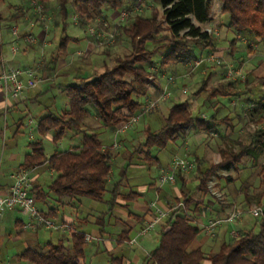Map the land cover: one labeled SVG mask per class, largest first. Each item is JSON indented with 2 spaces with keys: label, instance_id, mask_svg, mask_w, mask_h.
I'll return each instance as SVG.
<instances>
[{
  "label": "trees",
  "instance_id": "obj_1",
  "mask_svg": "<svg viewBox=\"0 0 264 264\" xmlns=\"http://www.w3.org/2000/svg\"><path fill=\"white\" fill-rule=\"evenodd\" d=\"M31 1L41 5L44 14L51 0H26L30 9ZM210 1L159 0L160 21H157L156 13L150 17L140 16L123 31L128 39L129 49V53L122 57L124 59L115 58L112 66H106L101 74L91 79L79 78L75 85L59 86V92L67 96L68 110L59 116L47 114L39 119L36 127L39 137L51 135L55 150L47 157L40 139L30 143L31 152L24 157L19 167V170L30 171L47 164L57 174L46 189L30 188L35 204L46 203L49 196L55 201V207L46 211L38 210L42 216L52 219L58 206L76 198L103 203L108 207V214L116 206L118 197L123 196L122 200L131 201L138 196L133 192L121 194L120 182H108L112 171V152L103 150L98 134L88 133L90 129L85 122L94 113L101 127L114 132L122 122L141 111L144 103L140 98L146 96L147 88L152 84L149 77H153L150 68L154 65L152 59L155 55L161 53L159 67L165 68L192 61L191 43L212 47L211 35L200 28V25L210 21ZM218 1L221 4L220 14L227 17V28L238 31L240 35L249 34L253 44H264V0ZM70 3L74 12L85 15L87 21L93 18L104 20L105 7L117 12L123 6L122 0H57L55 11L58 19L53 20V24L60 26L63 33L71 13L68 7ZM79 22L82 25L83 19L80 18ZM69 40L67 36L61 38L57 51L65 54V46ZM236 41H239L238 37L231 41L232 49ZM261 84L264 86V78ZM250 103L252 106L247 121L254 126V131L248 135V143L237 142L234 149H220L221 161L217 165H208L203 169L199 166L198 184L194 190L187 188V181L181 172L176 173L175 178L180 180V196L175 202L176 205L181 204V207L172 208L159 230L158 246L143 258L142 264H264V218H253L256 231L247 230L237 238H229L220 245L216 253L205 254L199 247L191 249V244L202 231L195 215L203 210L200 203L195 201L192 191L208 193V182L216 171L232 167L239 172L241 169L237 166L244 159L254 163L257 153L264 151V103L260 100ZM255 113H259L258 116ZM239 119L244 120L242 116ZM206 123L201 118L193 117L185 103L174 104L168 109L159 129H146L144 140L133 149L130 157L142 155L147 164L156 163L157 158L151 155V150L164 149L169 143H175L187 127ZM70 132L74 135L82 134L80 144L67 152L56 151L58 143ZM258 176L261 179L264 177V164L259 166ZM223 180L226 183L232 181L228 176ZM246 183L247 179L243 180L242 189ZM262 195L263 193L257 196ZM104 196H109L108 200H104ZM243 196L244 204L239 209L247 210L250 208L249 198L245 194ZM256 200L260 198L256 197ZM21 225V222H16V227ZM16 234H21V231ZM70 234V247H66L62 241L56 244L46 243L24 250L13 261L17 264H84L87 246L84 242L85 235L74 230ZM125 235L124 233L118 237L119 243L127 242ZM108 264H125V259L109 255Z\"/></svg>",
  "mask_w": 264,
  "mask_h": 264
},
{
  "label": "crops",
  "instance_id": "obj_2",
  "mask_svg": "<svg viewBox=\"0 0 264 264\" xmlns=\"http://www.w3.org/2000/svg\"><path fill=\"white\" fill-rule=\"evenodd\" d=\"M16 1H19V3H13V5L10 6L9 4H6L4 0H0V17H1L0 19V72H2V70H6L7 68H17V69L31 68L32 70L35 71L36 76L40 79V82L37 84V86L40 83L44 84V86L42 85L43 88L41 91H39L41 92L40 94H32V92H30L32 89L25 88L22 90L21 94L17 98H12L11 86L9 84L0 85V195H5L8 193L13 183L11 176L15 172L19 171V167L22 165L24 157L31 152V148L28 145L29 152L25 153L21 157V159L18 160L19 162L17 163V165L15 167L13 166L14 169L12 166H11L12 168H8L9 166H7V169L5 171H2V165L4 162H5V165L6 164L8 165L9 162L13 163L14 160H16V156L13 155V153H11L10 155L6 153L5 149L7 148V143L2 142V138H3L2 136L4 134L5 136L7 135L8 130L13 124L16 125L17 128L22 126L21 125L22 117L20 116L22 115L25 116L26 114H28L27 116L29 119L27 121V126L32 127L34 120H36V122L34 123L35 124L34 127L36 129L39 119L46 116L47 114H54L53 112L50 111L48 107L43 106L41 103H39L38 100L39 98H41L40 96L46 93L47 91H49V89L52 90L53 88L59 92V86L67 85V84L56 83L54 80H57L59 82L61 79H65L66 77L65 75H67L69 71H77V70L79 71V69H82V68L83 70H85L84 74L86 75L77 77L76 79L77 81L79 78L89 77L87 75L88 69L91 71L102 70L103 72L104 68L106 66H109L108 65L109 58H110V61H112L113 60L112 57L115 55V51H116V48L113 47L110 50H105L101 52V54L100 52H96L97 53L96 55L95 51L94 52L91 51L92 49L90 45L86 44V46H84L82 49L75 51L73 55L69 56L66 54L68 44L78 43L80 39L72 37V36H68L61 31L62 33L61 38H63L64 36H67L68 38H70V40L67 42L65 46L66 53L64 54V53L58 52L56 48V59L58 61L55 64V66H48L46 64L44 57L47 51L46 48L51 49L53 45L54 36H52L51 29H48V26L47 24H45V22L41 24L42 20H39L37 18L33 8L30 9L28 7L26 0L25 1L16 0ZM2 4L10 7L9 11H6L5 13H3V15H2ZM212 4H213L212 2H209L210 16L212 14V17H210V21L206 24L200 25V28L203 31H207L208 29L212 31L213 33L212 34L213 38H211L212 47H206L205 49H200L198 47L199 53L198 55H193V56L191 55V57L193 58L192 61L187 62L186 64L174 65L173 68H172V65L171 66L168 65L165 68H160L159 63L154 64L150 68V70L153 72V77L152 76L149 77L152 84L149 85V87L147 88L148 90L145 96L146 99H150V98H153L155 95H157L158 92L165 85L166 79L170 76H173V74L175 75L173 77H179L181 80L180 75L183 73L182 71H184L182 69H186V66H188V69L191 71L190 73L188 72L189 73V76H187L188 78L193 77L192 73L194 71H198V74L205 77V79H208L207 83L209 82L208 84L211 85V91L208 93V95H206L205 100L202 101V103L200 102L199 106H198V103H199L198 101L196 102L194 101L192 103V107L194 106L201 107L205 105L206 101H208L209 114L208 115L201 114L200 117H198V118H201L203 121L207 122L206 125L189 126L186 129H184L180 135V138H182L181 140L182 142L179 145H177L178 146L177 152L169 160V164H170L173 158L179 157L183 159L185 158L186 160L194 164V167L190 172H187V173L181 172L182 176L186 179V181H187V177L189 173H191L192 171L196 173L197 178H198L197 170L199 166L201 169H203L204 167H207L208 165H217L218 163H220L221 161L220 155H219L220 149H223L225 147L234 149L236 147V143L239 141L235 140L236 138L234 137L241 135L240 133L241 123L240 122H242V120L240 121L239 119L241 116V110H243V107L245 106V104L246 105L251 104L249 103L250 101H248V99L246 98V95L258 84H261V80L262 78H264V76L260 77V74L264 73V54L262 53L260 56L257 57L253 43L250 44L248 41L244 40L240 34L238 33L236 34V36L238 37L239 43H242L246 46V49H245L246 57L244 59L243 58L241 59L240 57L239 58L235 57L236 53L243 52L244 48L241 47L238 49L236 46H234V49H232L231 44H230L231 42H229V47L222 44L223 42H227L226 41L227 33L229 31H232V29L227 28L228 21L220 19L221 14H220L219 4H217V7L219 9L218 10L219 16L217 17L216 15L215 16L213 15L215 13L214 11L215 6H211ZM116 14L117 12H112V16L110 19L114 20L116 17ZM14 15L15 16L17 15V17L14 18L13 17ZM104 20L106 21L105 18ZM49 22H50L49 18H47L46 23H49ZM14 28L17 30L16 36L12 34V30ZM26 33L32 35L35 38L36 44L29 45L25 41L24 35ZM61 38L59 40H61ZM6 45L9 46L7 47V49H6ZM34 50H37L39 54L40 52H42V54H40L41 55L40 58H36V61H34L35 63H33L32 66H29L27 62H29L30 60L29 59L30 51H34ZM79 53H81L82 55L79 56L78 55ZM214 53L218 54L219 55L218 57L222 58L224 62H226V58H227L228 64H230L233 68L242 66L245 72L246 80L244 82L229 80L226 77L227 67L224 64L220 65L221 67L220 66L213 67V65L209 67L207 66L201 67L200 64L194 67V64L197 61H199L200 58L205 59L206 57H209L210 55H213ZM96 62H98L99 64L98 67L95 66ZM210 71H214L215 74L211 75ZM183 79L184 78H182L181 81H183ZM255 81H259V83L255 84ZM185 86H186L185 84L182 85V87L179 90V94L181 96H185V94L187 93L186 92L187 90L182 89ZM178 87L179 86L177 82L175 81L174 84L170 87L171 93H170L169 98L172 95L178 94L177 93ZM186 87L189 89L188 86ZM195 95L198 97L199 96L198 92H195ZM223 99L227 100L226 103ZM237 99L240 100L241 102L239 103V105L237 103ZM258 100H260L261 103H263L264 101L262 100H264V96H262ZM235 103H237V105H235ZM32 106H33L32 111H29V109ZM237 106L239 108V111L236 110ZM158 112L159 111H157V113ZM93 114L94 113H92V115ZM212 117L213 119H211ZM92 122L97 124L98 128L96 127L92 129L89 127L90 125L89 124L87 125L90 129L89 131H91L92 133L98 134V137H99V133L104 136L106 133L102 129L101 125L99 127L98 124L100 123L95 118L94 115H93ZM223 125H224V128H222L221 132L218 133L216 131V127L223 126ZM145 131L146 130L143 131V140L145 137ZM151 131H156V130H151ZM110 133H111L110 134L111 136L109 135V137H107L108 140L110 139L108 143H104V141H102L99 137V139L102 141L103 147L110 146L114 142L115 139L119 143V148L116 151H112L111 153L110 164L112 165V171L108 178V182L109 183L120 182L121 194H127L128 192H133V193L138 194V196L135 199H131V201L122 200L121 198H123V196L118 197L116 206H114L112 211L108 214H106L108 207L107 205L103 203L101 204H103L106 207L104 211H94L92 208L83 207L81 203L82 201L80 200L81 198H76L70 201L67 200L64 202V205L57 207L58 209L56 211V214L52 219L57 223L70 224L73 230L77 232H81L79 231V229L81 228H84V227L87 228L89 226L91 227L90 233H83V232L81 233L91 238L87 244L91 243L92 239H95V241L98 243L96 251L93 255V259L97 260L96 264H108L109 255H114L113 254L114 252L115 253L120 252V255H114V256L123 257L125 259V264H142L143 258L147 256L151 251H153L158 246L159 230L161 226L163 225L164 220L167 218V217L163 218L160 224L155 226L153 230L145 234H140L144 225L147 222H149L154 215V208L151 207V204L156 203V206L158 208L168 211V208L170 207V205L168 207V204L172 201H175V199L180 196L179 190H178L180 187V180L178 177H176L173 184H165V185L158 184V186H156V183H157L156 180L158 179L160 173L166 170L169 164L166 167L158 166L159 171L155 175V179L153 182L148 183L146 186L145 185L139 186L138 187L139 190L137 192L132 190L131 188H134L136 186L134 185L132 187L130 185L128 186L127 181L134 180L135 178H132V177L130 179L126 178V168L130 166L131 164L130 160L132 158L130 157V153L132 152L130 151V149L132 150V146H130L131 145L130 142L136 137L140 139L142 135L140 134L141 136L139 135L136 137H131V135L127 134L129 132H124L120 134L117 138H115L114 132H110ZM44 139L49 140V142L51 143L50 134L40 137L41 141H43ZM214 139H218V142H213ZM29 140L35 142L34 138H31V136ZM229 140L232 141L233 147L229 143L230 142ZM62 145L63 143H61L60 141L57 145L56 151L67 152L77 147L70 143L63 145V146ZM42 147H43V142H42ZM214 147H215V151L217 152L218 160L211 159L212 153L214 151L213 150ZM201 149L203 150L199 151ZM53 150H55V147H53ZM125 150L126 152H124ZM44 152H45V149H44ZM45 154L47 157L51 155V154H47L46 152ZM119 155H121L120 157L124 159L123 160L124 164L126 161H127V164L121 167L123 171L121 172V175L115 179V174L113 172L115 163L113 161L117 157H119ZM207 155L211 157H208ZM244 160H247V159H244ZM244 160L242 162H244ZM158 162H159V159L157 158L156 164H158ZM242 162L241 164L237 166L239 169H240V166L243 165ZM45 167L47 169L46 171L48 172L49 176H52L54 171L47 164L43 166H39V167H34L30 171H26L27 177L30 179L31 187H38L40 189H46L47 186L54 180L53 179L47 186H44L43 183H41V178H42L41 175L44 173ZM220 175L222 176L221 173L216 174L217 177H221ZM212 178H215V177L212 176ZM219 180L221 181V179ZM197 184H198V179H196L192 185H190L187 181V188L190 185L191 188H188V189L194 190ZM125 190H128V192L123 193ZM194 192L196 191H192V195ZM108 198L109 196H107L106 199L104 198V200H108ZM51 199L52 198L49 196L48 199L45 200L46 203L44 204L37 202L35 204L36 207H38L37 209L46 211L47 209L55 207L56 204L53 199H52V202H54V204H50ZM196 202L199 203L198 201ZM204 208H206V210L203 212V214H206V211L208 210L211 211L210 212L211 214L213 213L219 214L217 216H212L209 219L222 218L226 216L229 212L227 210L225 211L226 207L221 206L220 202H218L217 204H214L209 201L208 205H206ZM18 214L20 215L24 214V216H19ZM25 214H26L25 212H22L20 210H11L7 212L6 214L8 215L7 217L11 218L13 222V229L9 234L13 233L19 236L25 233L19 229L20 227H16V222H21L22 224L26 221L27 215ZM197 219L199 220L200 218L197 217ZM246 219L247 218H243L242 220L237 222L233 226V228L239 231L240 233L247 231V230H253V228H249V224ZM207 220L208 218L206 219V221ZM0 224H1L0 226V230H1L2 221L0 222ZM228 230H229V226L224 225L218 228L212 237H207L206 235H204L201 240L195 239L196 242L194 243L191 249H196L198 247L202 249V247L206 245L208 241H211L214 239H219V238H222V240L229 239L230 237L228 235ZM18 231H21V234H16L18 233ZM46 233H49V234L53 233L54 238L50 236L48 241L46 242L43 241L41 237L39 238V235L41 236L42 234H46ZM124 233L126 234L125 237L127 238V242L121 244L118 242L117 239L121 234H124ZM29 234L32 235V238L34 240L36 247L43 246L46 243L56 244L60 241L64 243L68 241L71 242L70 233L53 232V231H47V230L41 229L36 232H29ZM131 241H133L132 244L129 243ZM100 247L102 250H99ZM15 256H13L12 260L8 262L7 264H14L13 260ZM85 257H86V254H85ZM22 264H25V263H22ZM84 264H87L86 259H85ZM89 264H93V263H89Z\"/></svg>",
  "mask_w": 264,
  "mask_h": 264
},
{
  "label": "rangeland",
  "instance_id": "obj_3",
  "mask_svg": "<svg viewBox=\"0 0 264 264\" xmlns=\"http://www.w3.org/2000/svg\"><path fill=\"white\" fill-rule=\"evenodd\" d=\"M4 1L6 4H9L10 6L13 5V3H19V1H16V0H4ZM22 1H25V0H22ZM122 1H123L122 9L117 11V14H116V17L114 20L110 19L112 16V11L107 7H105L103 9V17L106 19L105 23L107 24L106 27H101L102 25L100 26L97 24V22H98L97 20H100L98 18H95V19L93 18V19L87 21L85 15L81 16L77 12H74V8L70 3L68 7H69L71 13L68 17V21H67L68 25L66 27L65 34L68 36L78 38V39H80V41H78V43H71V44L69 43L66 54L69 56L73 55L75 53V51L82 49L84 46H86V44H88V45H90V47L92 49L91 51H93V52L95 51L96 55H97L96 52H100V54H101V52H103L105 50H110L111 48L114 47V48H116V51H115V55L112 57V59L114 60L117 57L124 59L122 57L129 53V49H128V39L124 35L123 31L126 28H129L131 26V24L133 23V21L137 17H140V16L141 17H150V16L154 15V13H156L157 21H160L161 20V7H160L159 0H122ZM210 2L213 3L211 6H215L214 7L215 13L213 15L214 16L216 15L218 17L219 16L218 15L219 9L217 7V4H219L220 8H221L220 2L218 0H211ZM56 4H57V0H51L50 1L48 10H47V12H45L43 14V20L41 21V24H43V22H45V24H47L48 29H51L52 36H54L53 45H52L51 49L46 48L47 51H46L45 57H44L46 64L48 66H55V64L58 61L56 59V48L58 47V45L60 43L59 39L62 37L61 27L60 26L56 27L53 24V20L58 19L56 17L57 15H56V11H55ZM9 9H10V7L2 4V15L6 11H9ZM211 9H212V7H211ZM121 12L126 13V17L122 21H120V16H119ZM74 16H76L78 19V24H76V25L74 24V21L72 20ZM210 17H212V14ZM47 18H49V21H50L49 23H46ZM80 18L83 19L82 25L79 22ZM220 19L227 21V17L224 15L223 16L220 15ZM86 25H92L93 29L101 30L105 34L106 33L113 34L114 35V41L112 42V44H110L108 46L104 45L101 47L99 45H96L95 43H93V41L90 38H88L87 33L85 31ZM207 31H209L211 38H213L212 31L209 29ZM237 33H238V31H236V30L229 31L227 33V38H226L227 42H223L222 44L229 47V42H231L233 39L237 38V36H236ZM241 37L244 40L248 41L250 44L252 43V37L249 34H247V33L241 34ZM32 45H34V44H32ZM235 46L238 49L241 47L244 48L243 52H238V53H236V56H235L236 58L240 57L241 59L242 58L244 59L246 57L245 56L246 55V53H245L246 46L242 43H239V41H236ZM7 47H9V46L6 45V49H7ZM198 47L200 49L206 48V47H203V44L194 45L191 43L190 44V56L191 55L192 56L198 55V53H199ZM254 49H255L257 57L260 56L262 53L264 54V44H262V43L261 44H254ZM40 54H42V52H40ZM40 54L38 53L37 50L30 51V55H29L30 60H29V62H27L28 65L32 66V64L35 63L34 61H36V58H40V56H41ZM79 54H80L79 56L82 55L81 53H79ZM218 56H219L218 54H215V53L213 54V57L215 58L214 61H209L207 59V57L205 59L200 58V60H203L200 63V66L201 67L202 66L209 67V66L213 65V67L214 66L219 67L222 64L226 65V67H228V65L231 66L230 64H228L227 58H226V62H224V60L222 58H219ZM57 57H58V55H57ZM160 59H161V53L155 55L152 59V62L154 64H158ZM94 61H95V59H94ZM112 61H110V58H109V62H108L109 66H112L114 64ZM95 66L96 67L99 66L98 62L95 63ZM173 66L174 65H172V68H173ZM192 69H194V68H192ZM172 70H174V69H172ZM182 70H184V71H182L183 73L180 76H181V80H182V78H184L183 81H181L179 77H174L175 81L177 82V84L179 86L178 92H177L178 94L172 95L167 100L160 102L152 111H150L148 114H145L144 116H142L135 126H133L129 131H127V132H129L127 134L131 135V137H136V136H139L140 134L142 135V137H140V139L138 137H136L135 139H133L130 142V144H131L130 146H132V150L130 149V151H133V149L140 143V141H143V131L144 130H146V129L157 130L163 125V122H164V119L167 115L168 109L171 106H173L174 104H179V103L185 102L189 106L191 114L193 117H200L201 114H205V115L209 114L208 101L205 102V105H203L201 107H198V106H199L200 102L202 103V101L205 100L206 95H208V93L211 91V85L208 84L209 82L207 83L204 81L205 77L198 74V71H194L192 73L193 77L188 78L187 76H189V73L191 72L188 69V66H186V69H182ZM234 70H239L240 74H242V75L241 76L239 75L240 77L234 76V77H231L228 79L231 81L244 82L246 80V76H245V72H244V69L242 68V66L234 68ZM89 71H91V70H89V69L87 70V72H88L87 75L90 77V79L102 72V70H96V71L93 70L91 72H89ZM84 72H85V70H83V68L79 69V71L78 70L77 71H69L67 73V75H65L63 73L66 76V77L64 76L65 79H61L59 82L57 80H54V81L56 83H61V84L75 85V84H77V80H76L77 77L86 75V74H84ZM210 74L214 75L215 72L210 71ZM173 76H175V75L173 74ZM263 76H264V73L260 74V77H263ZM74 77H75V79H74ZM203 82H205V83H203ZM257 83H259V81H255V84H257ZM184 84L186 86H188L189 89L186 86L184 88H182V89L187 90L186 91L187 93L185 94V96H181L179 94V90L182 87V85H184ZM42 85L44 86V84L40 83L35 89H32L30 92H32V94H40L41 92H39V91L42 90V88H43ZM199 90H201V91H199ZM195 92H198V95H199L198 97L195 95ZM240 94H242V93H240ZM262 96H264V86L261 84H258L249 93H247L246 98L248 99V101L253 102V101H257ZM40 97L41 98H39V100H38L39 103H41L43 106L48 107L51 112H53L54 114H56L58 116L63 114L64 112H66L68 110V99H67L66 94L60 93L54 88L52 90L49 89V91L42 94ZM145 99H146L145 97H141L140 101L144 103ZM223 100L226 103L227 100L226 99H223ZM194 101L199 102L197 107H195V106L192 107V103ZM262 101H264V100H262ZM237 103L239 105V103H241L240 100L237 99ZM237 103H235V105H237ZM251 106L252 105H250V104H247V105L245 104V106L243 107V110H241V116L244 118V120H242V122H240L241 123L240 131L241 132L240 131L239 132L241 133V135L234 137V138H236L235 140H237L241 143H248V135L254 131V126L247 121L248 120V113L251 110ZM32 108H33V106L29 109V111H32ZM236 110L239 111L238 106L236 107ZM157 111H159V112L157 113ZM258 114L255 113V115H257V116H258ZM262 114H263V112H262ZM27 115L28 114H26L25 116L24 115L20 116V117H22L21 118V125L22 126L17 128L16 125L13 124V125H11L10 129L8 130L7 135L5 136V134H4L2 136L3 137L2 142L7 143V148L5 149L6 153H8L9 155L11 153H13V155L16 156V160H14L13 163L9 162L8 165L7 164L5 165V162L3 163L2 171H5L7 169V166H9L8 168H12L13 166L15 167L17 165V163L19 162L18 160H20L21 157L25 153L29 152L28 145L33 142V141L29 140L30 136L32 138H34V141H37L40 139V137L38 136L36 129L34 127V125H35L34 123L36 122V120H34L32 127H28L27 121L29 119H28ZM92 121H93V115H90L87 118L85 123H86V125L90 124L89 127L94 129L97 127V124L93 123ZM232 123H233V121H232ZM98 125L100 127V124H98ZM222 128H224V125L223 126H217L216 131L218 133H220ZM263 128H261V129H263ZM102 129L105 131L106 134L103 136L102 134L99 133V137L102 141H104V143H108L110 141V139L108 140L107 137H109V135L111 133L109 130L105 129L104 127H102ZM90 132L91 131H89L88 133H90ZM81 137H82V134L74 135L72 132H70L66 137H64L61 140V143H63V145L70 143L72 145L78 146L80 143ZM181 140H182V138L178 139L175 143H169L164 149H161V150L153 149V150H151V152H150L151 155L155 156L159 159L158 164L152 163V164L148 165L147 163H145L143 161L142 155H134L130 160V162H131L130 166L126 168V178L130 179L132 177L135 179L131 180V181H127L128 186L129 185L131 187L133 185L136 186V187L131 188V189L134 190L135 192H137L139 190V188H138L139 186H142V185L146 186L148 183L153 182L155 179V175L159 171L158 166L166 167L169 164V160L177 152V150H178L177 145H179L182 142ZM229 141H230L229 143L233 147L232 141L231 140H229ZM42 142H43V147L45 149V152L47 154H52L54 151L52 143H50L49 140H46V139H44ZM213 142H218V139H214ZM202 150L203 149H201L199 151H202ZM213 150L214 151L212 153V157L208 156V155L207 156L211 157V159L218 160V156H217V152L215 151V147ZM124 152H126V150ZM127 152H128V150H127ZM209 155H210V153H209ZM120 156L121 155H119V157H117L113 161L115 163V167L113 168V172L115 174V179L121 175V172L123 171V169H121V167H123L125 164H127V161L124 164V162H123L124 159ZM242 163H243V165L240 166L241 170L239 172L234 171V169L232 167H230L229 170L221 169V170L216 171V174L217 173L222 174V176L221 175L220 176L223 177V179L226 178L227 176L230 177L232 180L230 183H226L223 179H221V181H220L219 178L215 174L214 175L215 178H211V180L208 182V187H207L208 193H206V194H203L201 192H194L193 193V197L195 198V200L200 203V207L201 206L203 207V210L195 215V216L200 218L199 220L197 219L198 220L197 224L200 227L203 223H205L207 218L209 219L212 216L219 215V214H214V213L211 214L210 210L206 211V214H203V212L206 210V208H204V207L206 205H208L209 201L211 203H214V204H217L218 202H220L221 206L226 207L225 211L226 210L230 211L233 208V206H235L236 208H241L242 204H244V202H242V201H243V197H244L243 195L245 194L246 197L249 198L250 208H252L254 206H258L257 205L258 202H260L261 205H264V184H263L264 177L261 179V177L258 176L259 166L264 164V151H263V153H260V154L257 153L254 163H252L251 160H244V162H242ZM14 167H13V169H14ZM46 170L47 169L45 167V171L41 175L42 176L41 183H43L44 186H47L53 179H55L57 177V174L55 172L53 173L52 176H49V174ZM192 172L189 173V175L187 177V181L190 185H192L193 182L197 179L196 173L195 172L192 173ZM244 179L245 180L247 179V183L244 185V188L242 189L241 186L243 185L242 183H243ZM215 182H217V183H215ZM260 182H262V185H260ZM190 185L188 186V188H191ZM156 186H158V183H156ZM126 192H128V190H125L123 193H126ZM261 193H263L262 196H257ZM256 197H259L260 200H256ZM104 198L106 199L107 196H105ZM80 200L82 201L81 203H82L83 207L92 208L94 211H104L106 209V207L101 203L89 201L86 199H80ZM227 202H229V203H227ZM50 204H54V202H52V199L50 200ZM169 205H170V207H169ZM175 206H176L175 201L170 202L168 204V207H169L168 211L170 212L172 210V208H174ZM35 207H36V205H35ZM36 208H38V207H36ZM64 212H65V210H64ZM6 214H7V212L4 214V216L0 220V222L2 221V228L0 230V264H7L8 262H10L12 260L13 256L20 254L21 252H23L26 249L36 248L34 240L32 238V235H30L29 232H25L19 236L15 235L13 233L9 234L13 229V222H12V219L8 218L7 217L8 215H6ZM18 215L24 216V214H21V215L18 214ZM243 218H247L246 220L249 224V228H253L254 231L257 230L255 220L250 215H245V216H243ZM0 226H1V224H0ZM90 230H91L90 226L87 228L84 227V228L79 229V231H81L83 233H90ZM153 234H155V233H153ZM50 236L52 238H54L53 233H51V234L46 233V234H42L41 236L39 235V238L41 237L42 240L46 242V241H48ZM203 236H204V234L201 231L200 234L197 236L196 240H201L203 238ZM207 237H210V236H207ZM196 240L191 244V248L194 245V243L196 242ZM227 240L228 239L222 240V238H219V239H214V240L208 241L207 244L202 247V250L205 254L216 253L218 251L220 245L223 242H226ZM70 243L71 242L68 241V242H65L64 245L66 247H70V245H71ZM97 244L98 243L95 241V239H92V242L87 244L86 253H85L86 254L85 259H86L87 264H89V263L96 264L97 260L93 259V255L96 251ZM99 250H102L101 247ZM113 254L114 255H120V252H117V253L114 252ZM13 263L16 264L14 261H13ZM19 264H22V263H19Z\"/></svg>",
  "mask_w": 264,
  "mask_h": 264
},
{
  "label": "built area",
  "instance_id": "obj_4",
  "mask_svg": "<svg viewBox=\"0 0 264 264\" xmlns=\"http://www.w3.org/2000/svg\"><path fill=\"white\" fill-rule=\"evenodd\" d=\"M30 6L33 8L36 15H38L39 20H43L42 6L37 4L35 1L30 2ZM120 21L124 20L126 13H120ZM74 24H78V19L76 16L72 19ZM98 25L101 27H106L105 20H97ZM88 38H90L93 43L99 46L110 45L114 41V35L111 33H103L101 30L93 29L92 25H86L85 29ZM208 34L209 31H206ZM14 36L17 35V30L14 28L12 30ZM25 41L29 44H35V38L26 34ZM80 55V54H78ZM209 61H214L213 55L207 57ZM203 60L197 61L194 66L200 64ZM239 70H234L233 67L228 66L226 69V77L231 78L234 76H240ZM40 79L36 76V73L31 68H7L0 72V85L9 84L12 88L11 96L12 98H17L23 89H34ZM175 78L170 76L166 79V83L163 88L158 92V94L150 99H146L142 106L141 111L138 115H134L122 122L119 127L114 131V136L117 138L120 134L129 131L133 126H135L139 119L152 111L160 102L167 100L170 96V87L174 84ZM32 138V137H31ZM119 148V143L114 140L110 146H104L103 150L116 151ZM194 167V164L186 159L175 157L170 162L168 168L162 171L157 179L159 185L173 184L175 181V175L177 172H190ZM13 183L5 195H0V220L3 215L11 210H20L25 212L27 219L20 226L22 232H36L38 230H47L53 232L61 233H71L73 228L68 223H57L53 219L45 218L42 216L38 209L35 207V201L33 196L30 194V179L27 177L26 171L19 170L11 176ZM151 207L154 208V215L152 219L147 222L140 234H145L155 228L160 224L163 218H166L169 211L162 210L156 206V203H152ZM181 207V204L175 206V208ZM250 215L252 218H264V205L254 206L247 210H241L235 206L228 212V214L223 218H213L208 219L201 225V229L204 235L212 237L215 231L221 226H229L228 235L230 238H237L240 232L233 228V226L243 219V216ZM89 236L84 237V242L88 243L90 241ZM130 244L133 241L129 242Z\"/></svg>",
  "mask_w": 264,
  "mask_h": 264
}]
</instances>
